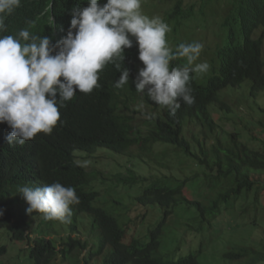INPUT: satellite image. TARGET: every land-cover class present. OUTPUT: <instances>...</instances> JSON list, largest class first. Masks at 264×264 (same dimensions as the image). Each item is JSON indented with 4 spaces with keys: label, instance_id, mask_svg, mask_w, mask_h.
<instances>
[{
    "label": "trees",
    "instance_id": "16d2710c",
    "mask_svg": "<svg viewBox=\"0 0 264 264\" xmlns=\"http://www.w3.org/2000/svg\"><path fill=\"white\" fill-rule=\"evenodd\" d=\"M87 4L88 0H22V6L6 18L7 28L0 36L15 37L20 29L27 28L30 34L49 36L55 44L67 34L72 10ZM229 4L231 8L221 22L228 28L227 37L224 45L216 49L214 69L207 80L204 74H192L195 103L189 106L181 102L175 115L146 93L136 91L133 81L142 61L134 44L125 50V60L121 62V70H131L129 82L116 88L121 73L113 64L107 65L100 74L101 88L90 94L78 91L59 108L61 120L51 135L39 133L24 145L9 144L6 137L11 128L6 122L0 123V259L8 253L9 246L19 241L28 243L24 250L28 255L23 260L20 257L21 263L30 259L31 264H52L59 254L64 260L72 256L78 260L86 251L84 264H92L98 257L100 264H202L198 252L192 250L170 257L164 251L168 233L193 229L191 223L196 220L211 225L228 203L240 198L250 200L242 213L247 217L251 214L254 220L249 224L261 229L264 140L251 134L254 121L250 118L242 130L220 136L223 132L211 108L218 106L231 113L232 98L228 95L241 91L240 99L252 101L247 110L257 107L264 114V36H255L259 28H264V0H230ZM61 30L63 33L55 36ZM185 64L186 58H177L170 67ZM258 123L264 128L262 119ZM190 126L199 131L194 129L189 136L186 128ZM249 133L251 137L245 141ZM209 137H213V142ZM159 146L174 151L171 156L163 153L159 157L173 158L177 170L166 173L161 169L147 175L131 170L114 174V180L109 181L113 187L132 189V205L138 212L143 211L135 217L141 219L136 225L134 220L125 219L128 216L120 220L99 205L100 192L94 184L107 181L97 170L88 171L74 163L79 161L78 154H95L99 147L128 156L136 147V157L152 163L159 158L154 159ZM158 165L171 168L161 162ZM178 168L186 169L189 175L179 176ZM55 182L74 187L80 198V203L72 206L70 222L45 220L39 212L29 214V205L18 192L20 186L38 187ZM194 187L202 188L199 197H193ZM251 193L253 198L249 199ZM148 209L157 211L158 218L142 236L130 237L131 229L143 225ZM85 223L88 238L83 241L73 237L72 233H79ZM60 230L69 234L58 238ZM257 246L262 249L243 245L224 257L233 261L248 259L250 255L253 263L264 262V242Z\"/></svg>",
    "mask_w": 264,
    "mask_h": 264
},
{
    "label": "clouds",
    "instance_id": "9594fccd",
    "mask_svg": "<svg viewBox=\"0 0 264 264\" xmlns=\"http://www.w3.org/2000/svg\"><path fill=\"white\" fill-rule=\"evenodd\" d=\"M203 1L209 4L210 0H200ZM189 5L179 0L170 18ZM21 6L22 0H0V32L6 31V18ZM171 24L172 20L167 24L160 17L143 14L142 0H88L86 7L72 10L67 34L55 44L49 36L30 34L27 28L20 29L15 37L0 36V123L6 122L11 128L7 142L24 145L39 133L51 135L61 120L59 108L78 91L90 94L101 88L100 74L109 64L121 73L115 87L125 86L131 70H121V62L125 60V50L134 44L144 65H137L139 71L133 81L136 91L146 93L170 115L176 114L181 102L194 104L192 74H204L207 80L217 54L210 64L201 56L200 42L179 44L167 34ZM173 27L177 31L175 23ZM225 30L224 42L228 28ZM62 33L63 30L56 31L55 36ZM223 45L217 43L210 48L216 51ZM177 58H186V64L170 67ZM197 60L204 62L196 63ZM74 163L87 166L86 162ZM18 192L29 205V214L39 212L49 221L70 222L72 206L80 203L75 188L59 182L38 187L24 185Z\"/></svg>",
    "mask_w": 264,
    "mask_h": 264
},
{
    "label": "rangeland",
    "instance_id": "374dc122",
    "mask_svg": "<svg viewBox=\"0 0 264 264\" xmlns=\"http://www.w3.org/2000/svg\"><path fill=\"white\" fill-rule=\"evenodd\" d=\"M178 1L179 0H142V12L150 18L160 17L167 24L168 21L172 20V24L169 25L171 31L167 34L178 40L179 44L200 42L203 45L201 56L204 60H208L211 64L216 54V51H213L211 48L217 43H224L223 34L226 33V30L219 22L222 21L225 14L229 12L231 8V4H229L230 0H210L209 4L206 1L200 2V0H197V2H200L199 4H191V2L196 0H183L184 3L190 4L189 7L171 19L169 14L176 9ZM174 23L177 31L173 29ZM261 35L264 36L263 27L259 28L255 34L256 37ZM174 44H176L175 41ZM178 45H176L173 50H175ZM200 62L204 61H196V63ZM138 67H144L143 63L140 62ZM241 95V91L237 93L232 92L231 95H228V98H232V100H230L233 105L231 113H227L218 106H213L211 108L212 115L220 126L219 130L223 132L220 136L226 137L228 132H234L239 129L242 130V127L246 126L247 120L250 118L249 120L254 121V124L251 125V134L256 136L259 140H264L263 125L258 123L259 119L264 121V114L257 107L255 108L256 110L248 111L247 105H251L252 101L248 102L245 101V99H240ZM233 97L236 99L233 100ZM262 105L264 106V101ZM194 129L199 131V129L195 128V126L186 128V132L189 136L192 135V130ZM251 134H246L244 140H249ZM208 140L213 142L214 139L213 137H209ZM259 145H261L260 142L258 146ZM260 148L262 147L260 146ZM138 153L139 150L136 147L131 149V155L133 157L115 153L105 147H99L95 154H78V160L81 163H87L85 168L88 171L93 172L97 170L99 172V176H101V178L103 177L104 181H107V184L105 182H100V180L94 184L96 190L100 192L98 204L120 220H122V217L128 216L125 219L129 221L131 219L134 220L135 225L136 223H141V219L135 217L143 211L139 210L138 212L136 206L132 205L133 193L129 186L113 187V184H109L111 179L114 180V174L123 172L125 174L129 172L131 173V170H133L137 173L147 175L155 173L161 169L167 173L174 172L178 167L175 161L172 160L173 158L159 157L160 155H163V153L166 155L170 154L171 156V154H174L172 149H166L165 147L159 146L154 153L155 155L157 154L154 159L157 157L159 158L157 160H153L152 163L149 158V162L139 160L140 158L136 157ZM145 160H147V158ZM179 161L180 159H178L177 162L179 163ZM158 162H161L164 165L169 164L171 168L162 167L158 165ZM140 168H142L141 171ZM176 174L181 177H185L189 175V172L186 169L181 170L178 168ZM201 189L202 188L200 187L199 190H197L196 187H194L193 197H199L198 192L201 191ZM187 196H189L188 193ZM260 196L262 201L261 204L264 206V192H261ZM251 198H253V193L249 196V199ZM249 201L240 198L237 202L233 201L228 203L225 206L226 208L223 213L215 219L211 225L203 223L201 220H196L191 223L194 226L192 227L193 229H176L175 231L168 233L164 251L170 257H179L181 255H185L191 250L196 251L199 254V259L202 264H264V262L253 263V261H251L252 256L250 255L247 256L248 259H236L233 261L225 259L224 257L227 252L236 251L239 246L241 247L243 245L248 247L253 246L258 250L262 249L257 246V243L262 241L264 242V219L263 221L261 220L263 226H261V229H258L257 226L249 224V222L252 223L254 217L251 216V214L247 217V215L245 216V213L244 215L242 213L243 209L249 207ZM146 212V218L142 223L143 225H139L137 229H134L136 227L133 228L134 230L131 229V232H129L130 237H134L133 234L136 236H142L151 222L158 218L159 214L157 211L148 209ZM262 214L264 217V213ZM179 215L182 216V214ZM130 216H133L134 219L132 217L130 218ZM260 216L261 213H258L257 217ZM79 230V233H72V236L85 241L88 238L87 223L84 224V227L80 226ZM68 234L69 231L60 230L57 236L58 238H62L66 237ZM53 236L54 235L51 237ZM61 246V241H59L58 250L61 249ZM9 247L8 253L0 259V264H31L30 259H26L22 263L20 262V257H22L21 260H23L28 255V252L24 251L25 248L28 247L27 242L23 243L17 241ZM85 254L86 251L82 253L80 259L78 260L74 256H72L69 260H64L62 255L59 254L52 264H84L83 260ZM100 262L101 257H98L92 262V264H100Z\"/></svg>",
    "mask_w": 264,
    "mask_h": 264
}]
</instances>
